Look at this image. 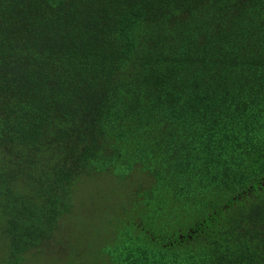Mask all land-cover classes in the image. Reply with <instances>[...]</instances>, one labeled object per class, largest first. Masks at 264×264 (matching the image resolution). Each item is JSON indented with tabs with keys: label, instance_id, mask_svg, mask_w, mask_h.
I'll use <instances>...</instances> for the list:
<instances>
[{
	"label": "trees",
	"instance_id": "1",
	"mask_svg": "<svg viewBox=\"0 0 264 264\" xmlns=\"http://www.w3.org/2000/svg\"><path fill=\"white\" fill-rule=\"evenodd\" d=\"M0 264H264V0H0Z\"/></svg>",
	"mask_w": 264,
	"mask_h": 264
},
{
	"label": "rangeland",
	"instance_id": "2",
	"mask_svg": "<svg viewBox=\"0 0 264 264\" xmlns=\"http://www.w3.org/2000/svg\"><path fill=\"white\" fill-rule=\"evenodd\" d=\"M90 190H92L94 193L97 192V189H95V188H90ZM88 194H89V192H86V196H90ZM87 199H88V197H87ZM84 210H85V214H84L83 218H85V216H88L93 222L96 218L94 213L92 211H90V209L89 210L84 209Z\"/></svg>",
	"mask_w": 264,
	"mask_h": 264
}]
</instances>
